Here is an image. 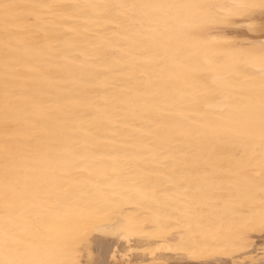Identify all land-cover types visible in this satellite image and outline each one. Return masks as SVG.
Segmentation results:
<instances>
[{
  "label": "snow or ice",
  "instance_id": "6c2138e0",
  "mask_svg": "<svg viewBox=\"0 0 264 264\" xmlns=\"http://www.w3.org/2000/svg\"><path fill=\"white\" fill-rule=\"evenodd\" d=\"M37 7L51 6L0 4L5 34H12L21 17L20 9ZM75 7L163 13L147 18L148 23L163 24L161 39L137 32L132 38H125L124 44L114 46L121 54L119 63L134 70L137 50L144 47L145 41H152L153 62L159 72L156 79L150 80L146 88L139 83H127L123 88L113 84V88L141 98V103L130 105L133 112L157 97L165 109L152 121L155 126L147 132L150 139L138 140L134 145L146 153L131 157L136 165L127 170L137 192L160 206L166 202L156 196L157 187L161 192L168 187L162 181L174 182L177 190L185 192L189 191L185 185L195 184L194 191L199 193L203 191L201 182L207 183L210 176L223 177L220 182L226 187L218 203L228 209L254 200V189L259 185V219L246 217L239 228H229L227 234L205 227L195 211L199 204L185 202L183 209H176L180 214L172 217L183 225L173 237L176 249L200 264H213L206 258L216 255L222 244L230 242L228 234L235 235L244 246L248 242L247 230L258 224L264 232V0ZM165 73L170 75L165 77ZM8 88L6 82L0 264H102L93 260L90 252L87 260L83 258L92 234L109 229L134 230L138 223H125L120 216H107L103 223L97 222L104 209L116 201L103 191L109 177L98 180L89 170V175L82 179L77 175L78 165L62 159L60 145L71 139L74 111L52 112L42 122L25 120V142L8 145L9 130L14 131L21 124L14 114L17 108ZM241 100L246 101L243 114ZM122 103H126L122 97L113 95L105 97L103 105L89 99L84 106L93 119L95 114L103 113L112 121ZM184 104L201 119L189 121L187 126L167 120L172 115L167 109ZM141 115L146 116L143 112ZM177 135L186 139L179 140ZM149 188L150 196L145 193ZM141 206L148 207L143 202ZM161 219L157 212L155 222L166 234Z\"/></svg>",
  "mask_w": 264,
  "mask_h": 264
},
{
  "label": "bare ground",
  "instance_id": "6f19581e",
  "mask_svg": "<svg viewBox=\"0 0 264 264\" xmlns=\"http://www.w3.org/2000/svg\"><path fill=\"white\" fill-rule=\"evenodd\" d=\"M204 2L231 3L233 0H0V4L51 6L20 9L21 17L11 35L5 34L0 20V225L4 215L2 193L6 141L3 117L6 82L12 103L17 108L14 114L21 121L18 128L9 130L11 138L7 141L8 145L25 142V120L42 122L52 112L74 111L76 119L71 125V139L60 145L62 159L78 165L77 175L82 179L89 175V170L98 180L109 177L103 191L116 201L115 205L104 209L97 222L103 223L107 216H120L125 223L132 220L139 225L134 230L109 229L92 234L83 257L85 260L90 252L92 259L102 264H200V261L177 250L176 240L173 239L183 225L177 224L172 217L180 214L176 209H183L185 202H197L199 207L195 211L200 214L203 225L225 234L229 228H239L246 217L259 219L262 208L258 184L254 189V200L243 207L228 209L218 203L226 187L220 182L225 179L223 177L210 176L207 183L201 182L203 191L199 193L194 191L195 184L185 185L189 188L185 192L177 190L174 182L162 181L168 187L164 192L157 187L156 196L166 202L160 206L135 190L127 170L136 165L131 157L146 153L140 152L134 145L138 140L150 139L147 132L155 126L152 121L158 119L157 113L165 109L157 97L149 99L145 108L133 112L130 105L141 103V98L113 88V84L123 88L127 83H139L141 88H146L150 80L156 79L159 72L153 62L152 41H145L144 47L137 50L134 70L119 63L121 54L114 50V46L124 44L125 38L130 39L137 32L161 39L163 24L148 23L147 18L162 16L163 13L75 7ZM148 29L156 31L148 32ZM164 75L167 77L170 74ZM113 95L122 97L126 102L119 105V114L112 121L107 120L103 113L95 114L96 119H93V114L84 106L85 102L93 99L103 105L105 97ZM236 95L241 94L237 92ZM239 103L243 114L246 101ZM167 110L172 112L167 120L185 126L189 121L201 119L188 104ZM142 112L146 116L142 117ZM36 132L38 134L39 129ZM177 139L186 138L177 135ZM124 144L129 146L122 147ZM162 162L171 163L169 160ZM256 171L258 173L259 169ZM256 179L259 181V176ZM145 193L150 196L151 189H145ZM141 202L148 207L141 206ZM157 212L162 217L161 224L167 228L166 234L155 222ZM221 217L233 223H226ZM228 238L229 243L222 244L216 255L206 259L213 264H264V232L258 224L245 232L248 242L244 246L235 235L228 234Z\"/></svg>",
  "mask_w": 264,
  "mask_h": 264
}]
</instances>
